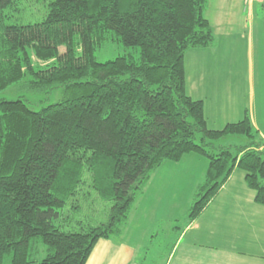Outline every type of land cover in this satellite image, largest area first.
<instances>
[{"label":"trees","instance_id":"obj_1","mask_svg":"<svg viewBox=\"0 0 264 264\" xmlns=\"http://www.w3.org/2000/svg\"><path fill=\"white\" fill-rule=\"evenodd\" d=\"M25 2L0 0V92L63 97L39 110L0 101V264H87L122 233L152 175L190 154L208 161L190 222L235 170L264 207V143L249 113L213 130L186 89V53L216 43L208 0H49L41 22L17 23ZM110 42L138 55L99 62ZM228 136L247 139L237 155L216 146ZM91 192L107 220L72 222Z\"/></svg>","mask_w":264,"mask_h":264},{"label":"crops","instance_id":"obj_2","mask_svg":"<svg viewBox=\"0 0 264 264\" xmlns=\"http://www.w3.org/2000/svg\"><path fill=\"white\" fill-rule=\"evenodd\" d=\"M259 6L264 7V0H208L205 16L214 28L216 43L211 48L188 51L185 66L187 92L193 99L204 101L211 129L221 130L238 122L247 111L264 143V56L259 61L262 71L256 83L254 65L249 78L247 67L243 75L241 64L234 61L245 37L251 43L255 37H262L264 16L256 12ZM243 20L246 24L241 27L238 24ZM172 163L165 162L151 178L156 182L154 198L146 197L144 191L122 233L100 240L87 264H145L155 237L162 232L172 236L176 227L161 225L159 229V219L168 222L177 217L188 193L186 186L195 192L204 182L208 161L190 154L176 165ZM245 177L244 171H234L201 216L188 221L163 264H264V207L255 202L256 194ZM189 203L186 200L182 209L189 208Z\"/></svg>","mask_w":264,"mask_h":264},{"label":"rangeland","instance_id":"obj_3","mask_svg":"<svg viewBox=\"0 0 264 264\" xmlns=\"http://www.w3.org/2000/svg\"><path fill=\"white\" fill-rule=\"evenodd\" d=\"M49 0H26V2L22 5L23 12L18 16L16 22L17 23H23V24H34L41 22L43 18L45 17L47 13V5H48ZM256 12L258 15L264 16V7H257ZM260 17V16H257ZM246 24L245 20L239 22V26L244 27ZM250 22L247 23L249 25ZM264 24V23H263ZM260 32V31H259ZM262 37H255L253 39V42L251 43L249 37H245L243 41L240 43V49L238 53H235L234 55V61H237L238 63L241 64V71L244 75L245 67H247L248 73H249V78L252 76V70H253V65H254V81H258V76L259 73L262 71V69L259 68V61L261 58L264 56V31L260 32ZM254 49V56L252 57L251 55V49ZM60 51L63 53L65 52V48L61 47ZM127 54H134L138 55V52H134L133 48H127L125 47L122 43H117V42H110L99 48L96 52V58L99 62H106L109 60H113L119 56L122 55H127ZM243 69V70H242ZM247 77V81H250ZM62 93L61 92H55L49 96L43 95H29L23 92L21 89V85L17 84L14 85L7 90L0 92V101L1 100H17V99H22L25 100L29 103V105L35 109L39 110L42 106L48 105V104H53L57 103L60 100H62ZM238 136H228L226 139H222L219 142H216L217 147H227L230 146L232 147V151L235 155L238 153V146H242L241 144L246 142L247 139L243 137L242 143L241 141L237 138ZM170 164V162H168ZM183 163V162H182ZM174 164V163H172ZM176 165V164H174ZM183 165V164H182ZM158 174H153L152 179ZM168 176H172V173L168 174ZM152 179L148 186L144 189L145 191V196L148 198H154L155 192H156V182H152ZM184 189V188H183ZM186 191L188 193L186 194V197L184 199L185 203L186 200L187 202H190L189 208H184L186 211L189 209L188 214L184 209L183 206L177 211L175 218L173 220H169L168 222L166 221L167 219H159V229L160 226L163 225L164 227H170V229L176 227V229H173L172 236L166 237L165 233H160L159 236L155 237L154 242H153V248H150V252L148 250V259L145 264H152V262L156 261V264H163L161 262L162 260H166V258L169 256V253L172 249V246H174L175 240L178 239L180 236L181 232L186 228V224H188L189 221V214L190 210L193 206L194 199H195V192L189 186H186ZM185 190V189H184ZM183 190V191H184ZM193 190V192H192ZM87 192L90 191H85ZM191 193L193 195L192 201L190 200ZM83 196L80 197V201L83 203L84 201ZM140 199L141 197L139 196L137 201L135 202L133 208L137 207L140 205ZM88 204L83 205L82 211L79 214H74L72 217V222L79 220V219H85L87 217H94V219L98 222H105L107 220V206L96 200V196L93 192L90 193V197L88 199ZM183 201V202H184ZM159 252V254H158ZM154 253V254H153ZM157 255V256H156ZM245 264V263H244Z\"/></svg>","mask_w":264,"mask_h":264}]
</instances>
